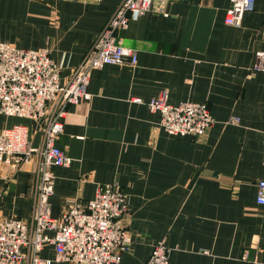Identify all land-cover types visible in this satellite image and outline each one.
I'll return each mask as SVG.
<instances>
[{"label":"crops","instance_id":"crops-1","mask_svg":"<svg viewBox=\"0 0 264 264\" xmlns=\"http://www.w3.org/2000/svg\"><path fill=\"white\" fill-rule=\"evenodd\" d=\"M229 3L155 0L118 32L136 50V64L91 70L86 98L67 107L57 145L70 164L51 167V213L57 216L69 200L86 202L100 185L119 184L128 195L131 237L119 264H145L159 243L171 264H264V204L255 199L264 179V70L255 68L264 52V0L253 1L240 27L223 21ZM117 5L0 0V42L47 48L64 83ZM161 91L171 103H207L214 121L206 134L164 132L147 106ZM40 123L0 114V128L26 126L31 147L41 144ZM35 181L33 163L6 168L0 213L31 223ZM38 255L65 264L54 260L51 245Z\"/></svg>","mask_w":264,"mask_h":264},{"label":"built area","instance_id":"built-area-1","mask_svg":"<svg viewBox=\"0 0 264 264\" xmlns=\"http://www.w3.org/2000/svg\"><path fill=\"white\" fill-rule=\"evenodd\" d=\"M154 1L118 0L117 8L64 83H60L59 66L47 48L22 49L0 42V114L40 121L42 131L41 144L36 148L29 143L26 126L0 128V175L6 168L14 170L29 163L35 165L36 174L31 223L0 213V264H19L26 258L31 264H50L38 255L45 245L53 247L55 261L65 264H119L121 253L131 243L125 225L127 192L116 182L100 185L93 198L84 203L69 200L54 216L49 203L54 192L51 167L70 164V158L57 145L67 107L86 98L91 70L105 64H136V50L124 45L118 32L145 14ZM253 1L229 0L224 23L240 27ZM157 9L164 12V4H158ZM257 57L255 68L264 70V52ZM147 106L159 115L160 128L178 137H202L214 121L207 103H171L166 91L150 98ZM262 161L264 164V151ZM256 187V202L264 204V179ZM168 252L164 244H155L145 264H171Z\"/></svg>","mask_w":264,"mask_h":264}]
</instances>
